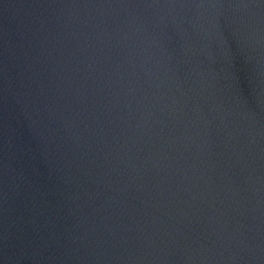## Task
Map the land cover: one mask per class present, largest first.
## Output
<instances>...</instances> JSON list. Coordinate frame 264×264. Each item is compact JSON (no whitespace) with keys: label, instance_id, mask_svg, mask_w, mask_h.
<instances>
[{"label":"water","instance_id":"obj_1","mask_svg":"<svg viewBox=\"0 0 264 264\" xmlns=\"http://www.w3.org/2000/svg\"><path fill=\"white\" fill-rule=\"evenodd\" d=\"M0 264H264V0H0Z\"/></svg>","mask_w":264,"mask_h":264}]
</instances>
